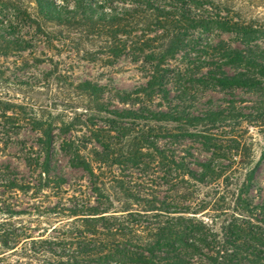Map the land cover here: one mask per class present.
I'll return each instance as SVG.
<instances>
[{"label": "rangeland", "instance_id": "1", "mask_svg": "<svg viewBox=\"0 0 264 264\" xmlns=\"http://www.w3.org/2000/svg\"><path fill=\"white\" fill-rule=\"evenodd\" d=\"M53 1L64 7L59 19L34 0L0 2V264H57L69 250L57 244L74 211L123 219L145 206L211 230L189 264H214L207 246L224 245L221 228L229 252L236 243L264 264V157L256 141L264 137V79L254 89L222 85L264 65V37L219 29L253 22L264 30V0ZM171 41L177 54L147 93L158 66L148 57L159 59ZM85 83L102 89L105 110L130 118L100 115L78 89ZM218 113L254 117L216 127L197 121ZM160 116L174 123L155 121ZM48 122L49 150L41 131Z\"/></svg>", "mask_w": 264, "mask_h": 264}, {"label": "trees", "instance_id": "2", "mask_svg": "<svg viewBox=\"0 0 264 264\" xmlns=\"http://www.w3.org/2000/svg\"><path fill=\"white\" fill-rule=\"evenodd\" d=\"M34 1L37 8H41L42 11L44 8L50 15L58 16L57 19L63 16V12L59 9H63L64 7L57 6L53 0H46L45 2L42 0ZM82 1L74 0V3L77 7H80L83 3ZM0 2L4 3V0H0ZM147 6L152 7L149 2H147ZM30 20L38 28L42 27V24L38 21L39 19L30 15ZM180 22L184 25L190 23L184 18ZM194 23V25H197L195 28L201 24L199 22ZM219 26V29L223 32L236 34L246 39L260 35L264 37V30L255 26L253 22L237 24L223 22ZM0 34L4 35L3 32ZM169 40H179L178 35L173 36ZM177 51L178 44L175 41H171L163 53L160 54L159 59L155 54L148 57L152 62H158V66L153 80L148 84L147 93L155 90L159 85L161 66L173 58L177 54ZM239 58L242 61L245 60L242 57ZM254 69V75L228 77L223 80L222 85L225 87L254 89L259 85L260 81L258 79H264V65H255ZM78 89L96 104L100 115H108L119 121H127L130 118L118 112L105 110L100 104L102 95V89L100 87L91 83H85L80 85ZM253 115L239 114L231 117L225 113H218L207 115L197 121L198 123L213 124L216 127L230 121L238 123L248 122L253 119ZM169 119L168 117L160 116L155 121L159 123H174ZM41 127L45 138L44 145L49 150L51 147L53 124L48 122L41 124ZM200 135L205 137L206 132L202 131ZM263 157L264 153L262 154ZM182 167L191 179L199 181L197 172L188 170L184 166ZM202 167L205 169V173L212 172L210 165L204 164ZM84 169L90 171L87 163L84 164ZM256 170L257 166L250 170L247 178L248 183L253 181ZM262 209L264 210V208ZM2 212L3 210L0 206V216ZM99 213L100 210H89L88 214L73 212L74 224L71 225L67 234L61 235L63 237L61 239L62 241L57 244L61 246L66 245L69 250L64 256H57V264H189L187 259L190 252L200 251L199 243L208 244V238L206 236L211 233L209 228L203 226L204 224L201 222H196L193 217L185 216L180 212L171 213L169 210H163L155 206H145L141 212H137L134 216L131 215L123 219L105 218L102 215L106 213ZM97 220L99 222H113L118 227L115 228V226H112L111 228V226L101 225ZM197 223L203 227L206 234H203L202 230L196 225ZM258 224V231H263L264 233V221L261 223L258 222ZM220 230V242L224 245L219 250L210 247L211 245L207 246V249H211L213 255L216 254L215 258H211L214 264H244L242 262L243 259H250L248 261L253 264H259L260 256H250L247 250L242 249L236 243L233 246L234 251L229 252L226 245L232 243L228 242L227 233L224 232V229L221 228ZM263 233L258 232L257 236L261 238L263 237ZM65 240L66 242H64ZM249 256L251 258H248Z\"/></svg>", "mask_w": 264, "mask_h": 264}, {"label": "water", "instance_id": "3", "mask_svg": "<svg viewBox=\"0 0 264 264\" xmlns=\"http://www.w3.org/2000/svg\"><path fill=\"white\" fill-rule=\"evenodd\" d=\"M257 145H258V156H262L264 153V137L261 135H258L256 138Z\"/></svg>", "mask_w": 264, "mask_h": 264}]
</instances>
